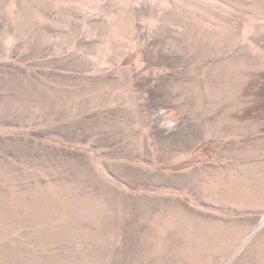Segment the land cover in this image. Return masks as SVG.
<instances>
[{"label":"rangeland","instance_id":"374dc122","mask_svg":"<svg viewBox=\"0 0 264 264\" xmlns=\"http://www.w3.org/2000/svg\"><path fill=\"white\" fill-rule=\"evenodd\" d=\"M0 264H264V0H0Z\"/></svg>","mask_w":264,"mask_h":264}]
</instances>
